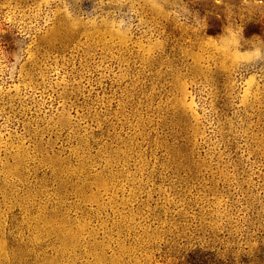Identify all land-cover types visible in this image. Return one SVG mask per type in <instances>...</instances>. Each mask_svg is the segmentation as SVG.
Returning <instances> with one entry per match:
<instances>
[{
    "label": "rangeland",
    "instance_id": "1",
    "mask_svg": "<svg viewBox=\"0 0 264 264\" xmlns=\"http://www.w3.org/2000/svg\"><path fill=\"white\" fill-rule=\"evenodd\" d=\"M0 264H264V0H0Z\"/></svg>",
    "mask_w": 264,
    "mask_h": 264
}]
</instances>
